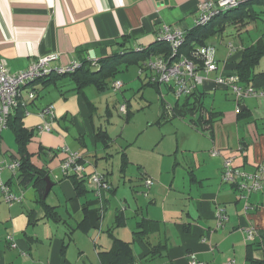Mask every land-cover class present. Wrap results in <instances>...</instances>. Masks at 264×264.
I'll use <instances>...</instances> for the list:
<instances>
[{
	"label": "crops",
	"instance_id": "1",
	"mask_svg": "<svg viewBox=\"0 0 264 264\" xmlns=\"http://www.w3.org/2000/svg\"><path fill=\"white\" fill-rule=\"evenodd\" d=\"M203 1L213 0H0V60L11 73L27 69L47 54L58 55L52 67L89 56L97 61L118 58L119 73L131 67L139 70L147 58L138 53L158 41L162 27L188 31ZM253 9L260 12L255 19L245 18L244 26L226 24L222 33L208 39L207 45L215 48L217 70L205 77L202 73L196 86L202 108L184 113L186 96L180 103L176 98L177 105L170 108L171 118L187 119L190 130L183 132L181 142L174 140L159 153L173 158L178 152L184 155L180 173L177 159L171 165L172 174L159 165H153L156 172L148 173L142 162L130 158L128 144L114 146L97 119L101 110L96 100L110 87L99 90L91 84L78 90L69 76L23 86L20 98L25 107L13 110L8 122L18 117L24 128L33 129L41 122L40 109L53 105L51 132L38 133L33 148L28 147L33 136L25 145L32 168L43 170L53 184L43 198L34 172L3 170V181L20 201L7 203L0 192V264H101L99 253L109 251L114 239L128 243L133 264H188L190 257L204 264L264 259V183L260 190L247 193L221 176L228 158L234 169L247 174L264 164V94L237 100L229 87L215 82L217 75L236 74L244 49L264 40V29L256 26L257 21L264 23V5L254 4ZM251 23L255 33L249 30ZM263 59L264 54L253 65L258 75L249 85L259 92H264ZM136 74L143 84L152 85L146 72ZM117 78H107L109 85ZM126 81L127 86L134 82ZM161 85L153 84L157 90ZM88 87L92 91L87 92ZM30 91L35 95L28 102L25 95ZM167 104L163 103L165 110H169ZM239 108L243 114L239 115ZM104 110L111 114L109 101ZM163 120L162 116L156 122ZM13 139V147L0 140V160L20 161L14 132ZM62 146L81 154L89 165L87 173H100L99 160L108 165L112 156L111 168L101 172L111 188L96 192L83 183L77 189L61 172ZM126 162L135 165L136 176L126 173ZM150 174L156 181L146 196L134 182ZM40 198L53 206L51 214L47 215ZM217 207L226 215L220 226ZM143 228L146 240L158 246L155 254L140 238Z\"/></svg>",
	"mask_w": 264,
	"mask_h": 264
},
{
	"label": "built area",
	"instance_id": "2",
	"mask_svg": "<svg viewBox=\"0 0 264 264\" xmlns=\"http://www.w3.org/2000/svg\"><path fill=\"white\" fill-rule=\"evenodd\" d=\"M248 0H213L203 1L198 4V15L194 20L193 26H204L215 16L220 13L236 8ZM185 31L169 25H164L159 31L158 41H164L169 46V54H159L149 56L142 67L139 68V74L146 72L148 81L152 84H163L172 89L176 97L189 96L195 90L196 86L202 81L203 76L217 70V62L215 60V48L212 45L200 46L191 52L190 56H185L179 51L184 41ZM58 58L57 54H47L33 62L27 69L11 73L5 62L0 60V126H6L8 115L17 107L23 106L25 103L21 101L20 94L23 86L47 76L54 72L57 74H66L74 72L81 63L79 61H71L65 66L52 67L51 62ZM92 66H96L97 60L87 56ZM203 73V76L201 75ZM238 76L230 74L227 76L217 75L215 77L216 84L227 86L231 89L237 100L247 96H255L264 94L263 91H256L252 86L242 87L238 84ZM122 82L114 80L111 87L119 89ZM33 92H29V96L33 97ZM167 109L171 108L170 104L166 105ZM120 111L125 112L126 106L121 105ZM54 108L52 104H47L40 109L39 116L42 123L35 127L36 134L41 132H51L52 121L54 120ZM64 153V158L60 163L61 172L67 176L70 174L78 178H82L84 183L92 190L98 192L100 189L109 188V184L105 176L98 172H85V163L79 152L69 149L67 146L60 147ZM213 153H217L214 151ZM20 161L14 159L11 161L0 160V192L3 200L7 203L20 201V197L10 192L9 186L2 179L3 170L7 169L12 174L18 170ZM221 176L223 180L235 184L237 189L247 193L256 192L262 188L264 183V164L257 166L254 173L247 174L234 169L231 165V159L223 161ZM241 178L244 181L239 180ZM245 180H249L245 182ZM152 180L146 179L144 185L150 187ZM243 197V195H241ZM248 208V205L245 206ZM217 225L220 226L226 218L224 209L217 207L215 210ZM252 236V231H249ZM232 261L226 264H232ZM188 264H204L201 261L190 257Z\"/></svg>",
	"mask_w": 264,
	"mask_h": 264
},
{
	"label": "rangeland",
	"instance_id": "3",
	"mask_svg": "<svg viewBox=\"0 0 264 264\" xmlns=\"http://www.w3.org/2000/svg\"><path fill=\"white\" fill-rule=\"evenodd\" d=\"M253 24L254 23H251V25H249V30L250 32L255 33V24ZM256 26L259 31L264 29V23L260 21H257ZM227 31H231L229 26L227 27ZM243 32L246 31L244 30ZM262 62H264V59ZM137 71L138 70H136L135 67H131L116 74L118 77L116 80L125 84L119 89L111 87L106 91L107 93L105 95L103 94L98 97L96 103H98L97 106L99 108V112L101 110L100 113L102 116H97V119L112 138L114 146L121 145V147H124L128 144L127 151L130 158L142 162L143 168L147 169L149 171L148 173H150V171L156 172L155 167L159 165L160 168L163 170L166 169L165 171H170L169 174H172L171 165L175 161L174 159H177L180 163L181 167L177 168V173H180L181 168L185 167L183 160L184 155L178 152L175 158H173L168 155L166 156L165 154L162 155L159 151H167V149L173 145L174 140H179V142H181L183 139V132H188V130H190L187 119H181L178 117L171 118V109L165 110L163 107V103H168L173 106L176 98L178 99V103H180L183 96L176 97L175 93L170 89H166L164 85L160 86L159 91L156 89V86L154 87L153 85L143 84L142 80L136 74ZM130 79L134 82L127 86L126 80ZM92 89V87H88L86 91H92ZM32 95L33 97H30L29 93H27L25 95V99L28 102L33 100L35 93L33 92ZM106 101H109L112 111L111 114H105L104 105ZM114 102L116 107H113ZM122 104L126 106L128 113L127 110L125 112H119L118 108ZM28 110H30L31 113L34 112L32 109ZM162 116L164 119L163 122L157 123V119H160ZM169 117L171 118L170 121L168 120ZM40 121L41 122L37 125L42 123L41 118ZM53 122L54 121H52V123ZM51 126L53 127L52 124ZM36 137L37 134H33V140L29 142L28 147L33 148L35 146L33 141L37 140ZM0 140L2 142H7L10 147L15 146L13 132L6 128V126L2 127ZM111 158L112 156L107 160L108 165L105 160H99L100 163L96 166L97 170L99 172H105V167L110 169L112 161ZM88 167L89 165L85 163V168ZM4 171L9 170L5 169ZM4 171L3 173H6ZM126 173L128 175L137 174V170L133 163L126 164ZM147 179L152 180L154 184L155 178L151 174L147 176ZM135 181L136 182L134 183L138 185L137 188L142 191L141 194L147 196L151 187L148 188L144 185L146 179L138 178ZM130 184L132 185V183ZM109 188H111L110 183ZM145 191H147V194Z\"/></svg>",
	"mask_w": 264,
	"mask_h": 264
},
{
	"label": "trees",
	"instance_id": "4",
	"mask_svg": "<svg viewBox=\"0 0 264 264\" xmlns=\"http://www.w3.org/2000/svg\"><path fill=\"white\" fill-rule=\"evenodd\" d=\"M254 4L264 5V0H248L236 8H232L220 13L204 26H193L188 31H185L184 41L179 48V51L185 56H190L191 52L198 47L207 45L208 39L210 37L217 33H222L226 24H238V26H244L246 24L245 18L255 19L256 15L260 13L253 9ZM152 53H162L167 55L169 54V46L164 41H156L152 46L142 49V51L138 54L142 55V57H145L146 59ZM263 54L264 40L261 39L256 41L255 44H252L244 49L240 60L236 64V75L238 76V84L240 86H249L251 81L258 75L253 73V65L258 62L260 56ZM111 59V61L98 60L96 66H92L91 63L86 60V57H84L81 61H79L81 65L75 69L74 72L66 74H57L52 72L47 76L37 80L49 81V79L51 80L56 77L69 76L74 80L78 90H82V88L91 84L95 85L99 90L109 87L111 88L107 78H113L119 71L117 66L119 59L116 57ZM141 67L142 65H140L139 68ZM199 97V91L196 88L191 93V95L186 96V102H184L186 110L182 108L184 113L188 112L189 114H193L202 108V102L200 101ZM21 106L14 110H19ZM240 114L243 113L240 111L239 115ZM8 120L9 115L6 120V125L12 128L16 141L19 144V151L21 153L20 166L18 170L22 171L23 174L30 172H34L36 174L37 177L35 184L38 185L39 194L40 197H42L45 188V181L43 180V177L46 173L43 170L33 169L31 164L28 162L27 154H25L26 142L30 139V137L33 136V134H36L35 128L27 130L23 127L22 121L18 117L12 122H8ZM66 177H69L73 181L77 189H79V186L84 183L82 178H78L73 174L67 175ZM39 201L43 204L48 215L50 210L53 209V206L48 205L43 198H40ZM138 233L141 235L140 238L149 249V252L155 254L156 250H158V246L152 245L148 240H146V236H144L146 230L143 228L142 232L139 231ZM99 257L101 264H133L128 243L119 239H114L111 249L107 252L99 253ZM248 260L249 264H264V259H255L249 257Z\"/></svg>",
	"mask_w": 264,
	"mask_h": 264
},
{
	"label": "water",
	"instance_id": "5",
	"mask_svg": "<svg viewBox=\"0 0 264 264\" xmlns=\"http://www.w3.org/2000/svg\"><path fill=\"white\" fill-rule=\"evenodd\" d=\"M241 109L239 108V111ZM43 180L45 181V188H44V193H43V198L46 197V195L48 194L50 188L52 187V182L49 180L48 176H44Z\"/></svg>",
	"mask_w": 264,
	"mask_h": 264
}]
</instances>
